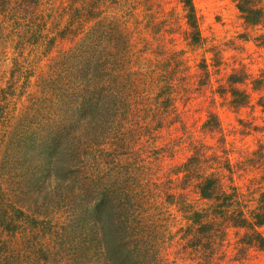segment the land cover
Here are the masks:
<instances>
[{
	"label": "trees",
	"instance_id": "obj_1",
	"mask_svg": "<svg viewBox=\"0 0 264 264\" xmlns=\"http://www.w3.org/2000/svg\"><path fill=\"white\" fill-rule=\"evenodd\" d=\"M180 1L182 17L156 0H0V264H245L264 251V145L233 157L217 110L214 143L186 119L204 87L211 106L255 105L264 76L232 67L214 88L221 50L194 69L168 47L183 27L206 44L194 0ZM235 1L264 22L262 0Z\"/></svg>",
	"mask_w": 264,
	"mask_h": 264
},
{
	"label": "rangeland",
	"instance_id": "obj_2",
	"mask_svg": "<svg viewBox=\"0 0 264 264\" xmlns=\"http://www.w3.org/2000/svg\"><path fill=\"white\" fill-rule=\"evenodd\" d=\"M50 1V0H49ZM62 0H52L53 3H60ZM161 4L163 10L162 16L182 17L184 14L183 5L180 0H156ZM197 8L201 29L206 44L204 46H195L188 43V39L184 33V27L175 33L168 34L163 41L168 47L182 50L187 62L197 68L204 57L210 58L212 53L207 51V48L216 46L221 50L226 65L223 64V69L220 75L214 74V88L218 86L216 81L218 78L225 77L226 73L231 71L232 67L245 66L249 71L256 75L264 76V22L259 25L248 24L242 16L241 11L235 0H194ZM264 7V0H262ZM152 39V38H151ZM69 42L59 43L58 46L66 47ZM47 57L41 61V65L47 63ZM11 61L3 63L2 78L4 84L10 77ZM33 77L32 82H34ZM211 87H204L203 91H196L191 96L192 100L186 106L188 112L186 114L187 126L191 130L195 139H204L206 142L214 143L218 140V135L212 136L206 132L204 123L207 118L208 110L215 109L220 115L223 126L227 133L229 145L233 146V157H240L242 154H250L262 144L264 145V111L256 103L260 94H253V103L255 105L241 110H236L229 107L228 104H222L223 99L217 96L218 104L211 106L210 100L213 96ZM242 118L246 125L251 126L247 129L242 122ZM256 126L255 128H253ZM246 130V131H245ZM181 134V133H180ZM189 155L187 147L177 152L174 159H168L167 164H172L185 160ZM263 167L253 168L252 171L244 177L243 181L249 183L247 178L259 176L262 174ZM173 211L178 215L176 224L173 225L172 231L175 232L181 227V224H186L181 213L177 212L176 208ZM174 221V223H175ZM230 241L236 239L235 231H230ZM233 244L230 249H233ZM177 248L174 247L171 252L175 256ZM245 264H264V251L253 252L252 260Z\"/></svg>",
	"mask_w": 264,
	"mask_h": 264
}]
</instances>
